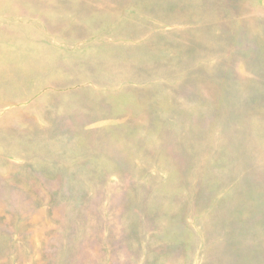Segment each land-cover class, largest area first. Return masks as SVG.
Returning <instances> with one entry per match:
<instances>
[{"label":"rangeland","instance_id":"obj_1","mask_svg":"<svg viewBox=\"0 0 264 264\" xmlns=\"http://www.w3.org/2000/svg\"><path fill=\"white\" fill-rule=\"evenodd\" d=\"M0 264H264V0H0Z\"/></svg>","mask_w":264,"mask_h":264}]
</instances>
